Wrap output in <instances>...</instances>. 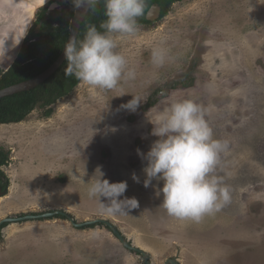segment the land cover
<instances>
[{"label":"rangeland","instance_id":"374dc122","mask_svg":"<svg viewBox=\"0 0 264 264\" xmlns=\"http://www.w3.org/2000/svg\"><path fill=\"white\" fill-rule=\"evenodd\" d=\"M42 1L14 0L13 8L0 0V41L8 47L0 48L3 71L24 40L13 17L22 14L31 28L51 0ZM138 25L135 35L118 39L117 48L134 79L111 91L78 82L50 106V116L37 107L21 122L0 124V147L10 158L2 167L8 187L0 197V221L62 210L78 223L110 221L152 264L171 258L179 264H264V72L256 70L264 61V0H183L166 16ZM155 48L166 52L161 67L151 61ZM237 61L253 62V68L246 64L241 72ZM132 95L142 101L135 111L123 107ZM184 99L208 110L214 138L229 145L216 174L229 186L231 203L199 222L167 214L162 194L156 195L163 181L143 186L146 161L137 154H146L158 139L148 119L166 101ZM100 178L126 182L120 199L135 198L138 208L101 214L98 200L87 194ZM0 264L145 262L103 222L75 226L67 218L42 217L3 226Z\"/></svg>","mask_w":264,"mask_h":264},{"label":"clouds","instance_id":"9594fccd","mask_svg":"<svg viewBox=\"0 0 264 264\" xmlns=\"http://www.w3.org/2000/svg\"><path fill=\"white\" fill-rule=\"evenodd\" d=\"M97 2L73 0L75 8L85 5L92 8ZM146 7L147 0H104L106 19L100 24L104 31L90 25L81 41L73 37L67 42L64 75L99 91H111L122 80L134 79V69L117 51L118 39L138 32V18L145 15ZM165 60L164 49H153L151 61L155 66H163ZM141 102L140 97L132 95L123 107L135 111ZM207 112L190 99L166 101L165 106L148 119L153 125L151 134L158 139L152 142L146 154L137 149V154L146 161L142 169L143 186L148 188L153 180L163 181L156 195L162 194L160 206L176 219L199 222L205 215L219 212L231 203L229 186L216 174L221 154L229 145L214 138L206 119ZM132 178L140 183L135 173ZM126 189V182L109 183L100 178L88 186L87 194L98 200L101 214H124L139 206L135 198L120 199ZM102 197L107 198V204L101 202Z\"/></svg>","mask_w":264,"mask_h":264},{"label":"trees","instance_id":"16d2710c","mask_svg":"<svg viewBox=\"0 0 264 264\" xmlns=\"http://www.w3.org/2000/svg\"><path fill=\"white\" fill-rule=\"evenodd\" d=\"M54 0L43 5L36 13V19L25 36L20 52L11 67L3 71L0 67V89L34 77L45 71L61 54L70 34V20L74 15L75 7L73 0H61L60 10L63 12L56 15L55 10L49 11V6ZM183 0H147L145 15L138 18V24H147L151 21L146 19L149 8L158 3L162 7L161 18L166 16L171 6ZM58 10V9H56ZM106 19L104 14V0H98L92 7L82 23L77 42L84 38L85 32L90 25H95L98 30L100 24ZM67 61L46 81L31 90L19 92L0 99V124L21 122L35 108L45 109L44 114L50 116L53 112L52 104L60 97L68 94L78 84L74 77H66L64 69ZM9 153L0 147V186L8 187V177L2 167L9 162ZM55 217L66 218L64 215ZM7 223L3 224V226ZM3 226L0 228H3Z\"/></svg>","mask_w":264,"mask_h":264},{"label":"water","instance_id":"95a60500","mask_svg":"<svg viewBox=\"0 0 264 264\" xmlns=\"http://www.w3.org/2000/svg\"><path fill=\"white\" fill-rule=\"evenodd\" d=\"M62 5L61 0H54L51 5L49 6V11H54L56 9H60ZM91 8H89L87 5L81 8H76L74 11V15L70 20V34L66 41L67 42L75 37L77 40L82 23L84 22L85 18L88 15V12ZM162 14V7L158 3H154L146 14V19L149 21H156L161 17ZM65 44V45H66ZM65 47V46H64ZM66 57L64 55V48L59 55V57L55 60V63L52 64L49 68H47L45 71L41 72L40 74L30 77L29 79L23 80L21 82L6 86L4 88L0 89V99L9 95H13L19 92L28 91L31 90V88H35L39 86L41 83L46 81L48 78H50L62 65L65 63ZM7 189H3L0 186V197L5 195ZM64 215L68 218L70 222H72L75 226H84L88 224H94L96 222H103L105 223L112 232L120 239V241L131 251H135L139 254H141L144 258L145 264H152L149 255L140 247L133 245L129 243L128 239L123 235V233L118 229L115 224L111 223L110 221H107L105 219H97V220H89L85 221L84 223H78L74 217H72L70 214L66 213L62 210H53L42 214H32V215H25L22 217H7L5 219H2L0 221V227L6 223V222H12V221H19V220H25V219H33V218H42V217H54L55 215ZM164 264H179L178 261L171 258L165 261Z\"/></svg>","mask_w":264,"mask_h":264},{"label":"crops","instance_id":"0c3cea01","mask_svg":"<svg viewBox=\"0 0 264 264\" xmlns=\"http://www.w3.org/2000/svg\"><path fill=\"white\" fill-rule=\"evenodd\" d=\"M8 2V4L9 5H11L13 8L15 7L13 4H14V0H7ZM30 1H32V2H30V3H34V1L35 0H30ZM40 2L42 1V0H39ZM49 1V0H48ZM27 2V1H26ZM26 2H24V4H26L25 5V7H26V9L27 8H29V4H28V2L26 3ZM43 2V1H42ZM41 2V3H42ZM17 3V2H16ZM22 3V2H21ZM48 3V2H47ZM46 3H44V4H42V5H45ZM17 5V4H16ZM22 7H23V9L25 8L24 7V5L22 4ZM22 17V14L21 15H19V14H17V15H15L14 17H13V21H15V24L18 22L19 24H20V27H21V29L19 30V33H17L18 35H19V37H21V40H23L24 38H25V36L27 35V33H28V30H29V28H30V24H31V22H29V23H27L28 21L27 20H25V21H23V17ZM10 24H12L11 22H9V23H7V25H10ZM6 33V32H5ZM16 33H15V35H16ZM0 39H2V38H0ZM10 40H11V38L9 39L8 38V40H7V42H10ZM10 46H15V45H10ZM9 46V47H10ZM0 48H2V49H6V48H8L6 45H2V42L0 41Z\"/></svg>","mask_w":264,"mask_h":264},{"label":"flooded vegetation","instance_id":"af4514ba","mask_svg":"<svg viewBox=\"0 0 264 264\" xmlns=\"http://www.w3.org/2000/svg\"><path fill=\"white\" fill-rule=\"evenodd\" d=\"M22 45V44H21ZM259 53V52H258ZM264 58V57H263ZM263 58H261V59H263ZM261 59H259V60H261ZM264 62V61H263ZM262 61H261V63L263 64V65H260V66H258L257 68H256V64L254 65V68H256V70L257 71H259V72H264V63H263ZM237 63L238 64H240V67H239V69H240V71L242 72H244V67H247L246 66V64H248V67L247 68H253V62H245V61H243V63L245 64V66L242 64V63H239L238 61H237ZM244 66V67H243ZM243 68V70H241ZM257 71H254L255 72V76L256 75H258L259 73L257 72ZM251 74H253V71L251 72ZM2 187V186H1ZM3 188V187H2ZM67 218V217H66ZM5 224V223H4ZM2 230V229H1Z\"/></svg>","mask_w":264,"mask_h":264}]
</instances>
